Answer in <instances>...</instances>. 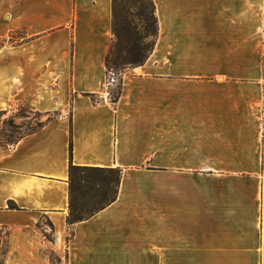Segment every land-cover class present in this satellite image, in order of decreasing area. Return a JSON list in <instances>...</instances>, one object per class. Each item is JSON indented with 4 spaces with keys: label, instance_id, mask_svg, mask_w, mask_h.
<instances>
[{
    "label": "crops",
    "instance_id": "crops-1",
    "mask_svg": "<svg viewBox=\"0 0 264 264\" xmlns=\"http://www.w3.org/2000/svg\"><path fill=\"white\" fill-rule=\"evenodd\" d=\"M151 1L109 84L114 0H0V123L47 117L0 144V264H264V0ZM71 165L121 179L69 225Z\"/></svg>",
    "mask_w": 264,
    "mask_h": 264
},
{
    "label": "trees",
    "instance_id": "trees-1",
    "mask_svg": "<svg viewBox=\"0 0 264 264\" xmlns=\"http://www.w3.org/2000/svg\"><path fill=\"white\" fill-rule=\"evenodd\" d=\"M151 1V0H150ZM153 7V15L156 21ZM118 0H114V23L113 30L115 34L116 47L118 51V59L114 62L110 61L112 49L107 58V66L109 72L112 66L122 67L126 65H139L145 62L151 50L143 55H140V24H137L134 19L142 17V11L137 7L136 2L133 5H127L122 8L125 17H118ZM145 29V28H144ZM154 47V46H153ZM121 79L119 87L112 96L114 102L117 101L121 92ZM121 173L115 169L78 167L71 165L70 167V213L68 216V224L72 225L76 222L85 220L90 215L100 209L105 208L116 200L117 187L120 183ZM71 234L68 235V239ZM50 237V236H48ZM54 255L51 256L52 263Z\"/></svg>",
    "mask_w": 264,
    "mask_h": 264
},
{
    "label": "rangeland",
    "instance_id": "rangeland-1",
    "mask_svg": "<svg viewBox=\"0 0 264 264\" xmlns=\"http://www.w3.org/2000/svg\"><path fill=\"white\" fill-rule=\"evenodd\" d=\"M136 2L137 7H139L142 11L141 18H135L134 21L137 24H140V55L149 52L156 41L157 38V25L153 15V7L150 0H118V17L120 19L125 17V13L122 8L127 5H133ZM145 28V29H144ZM117 41L114 42V47L112 54L110 56V61L114 62L118 59V51L116 47ZM126 65L124 66L129 67ZM124 69L122 67H114L110 69L119 75L121 70ZM117 75V76H118ZM119 83H116V86L112 88L113 94H115L118 90ZM47 120L45 115H41L40 113L34 111L30 106L24 104H16L10 108V110L6 113L4 117H2V121L0 123V144H13L23 135L38 129L43 125V123ZM42 226H46V228L50 229L51 223L47 218L42 219ZM0 258L2 255L3 248H1Z\"/></svg>",
    "mask_w": 264,
    "mask_h": 264
},
{
    "label": "built area",
    "instance_id": "built-area-1",
    "mask_svg": "<svg viewBox=\"0 0 264 264\" xmlns=\"http://www.w3.org/2000/svg\"><path fill=\"white\" fill-rule=\"evenodd\" d=\"M115 77H116L115 73H112V72L109 73V84H112L115 82Z\"/></svg>",
    "mask_w": 264,
    "mask_h": 264
}]
</instances>
